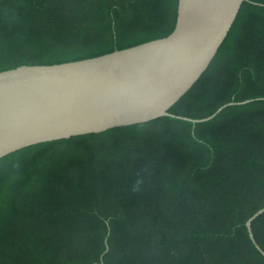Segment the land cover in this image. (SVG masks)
<instances>
[{"label": "trees", "instance_id": "1", "mask_svg": "<svg viewBox=\"0 0 264 264\" xmlns=\"http://www.w3.org/2000/svg\"><path fill=\"white\" fill-rule=\"evenodd\" d=\"M256 3V4H254ZM179 0H0V72L169 36ZM172 117L0 159V264H264V0H247ZM264 251V214L252 225Z\"/></svg>", "mask_w": 264, "mask_h": 264}, {"label": "water", "instance_id": "2", "mask_svg": "<svg viewBox=\"0 0 264 264\" xmlns=\"http://www.w3.org/2000/svg\"><path fill=\"white\" fill-rule=\"evenodd\" d=\"M247 0H179L167 37L81 61L0 72V159L24 148L172 117L170 109L207 71ZM256 4V3H254ZM246 223L256 242L253 222Z\"/></svg>", "mask_w": 264, "mask_h": 264}]
</instances>
